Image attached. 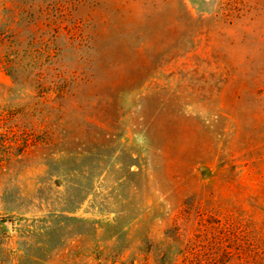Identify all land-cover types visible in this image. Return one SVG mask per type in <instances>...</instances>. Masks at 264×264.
Here are the masks:
<instances>
[{
	"label": "rangeland",
	"instance_id": "rangeland-1",
	"mask_svg": "<svg viewBox=\"0 0 264 264\" xmlns=\"http://www.w3.org/2000/svg\"><path fill=\"white\" fill-rule=\"evenodd\" d=\"M0 264H264V0H0Z\"/></svg>",
	"mask_w": 264,
	"mask_h": 264
}]
</instances>
